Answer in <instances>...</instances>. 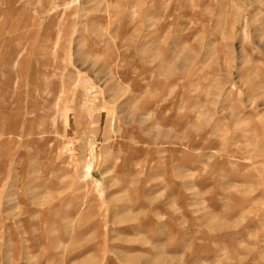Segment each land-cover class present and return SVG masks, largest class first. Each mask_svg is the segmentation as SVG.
I'll return each instance as SVG.
<instances>
[{"label": "rangeland", "instance_id": "374dc122", "mask_svg": "<svg viewBox=\"0 0 264 264\" xmlns=\"http://www.w3.org/2000/svg\"><path fill=\"white\" fill-rule=\"evenodd\" d=\"M213 1L0 0V264H264V0Z\"/></svg>", "mask_w": 264, "mask_h": 264}, {"label": "bare ground", "instance_id": "6f19581e", "mask_svg": "<svg viewBox=\"0 0 264 264\" xmlns=\"http://www.w3.org/2000/svg\"><path fill=\"white\" fill-rule=\"evenodd\" d=\"M219 1H220V4H223V3H226L225 2V0H214L213 1V5H215V6H217V5H220L219 4ZM232 3H233V1H230V5L232 6ZM235 3H236V1H235ZM190 5V4H189ZM229 14H231V10L229 9V12H228Z\"/></svg>", "mask_w": 264, "mask_h": 264}]
</instances>
